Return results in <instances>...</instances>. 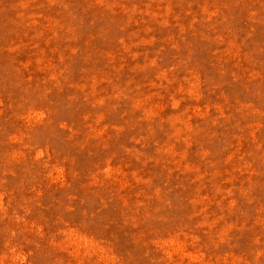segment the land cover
Wrapping results in <instances>:
<instances>
[{"label": "rangeland", "instance_id": "374dc122", "mask_svg": "<svg viewBox=\"0 0 264 264\" xmlns=\"http://www.w3.org/2000/svg\"><path fill=\"white\" fill-rule=\"evenodd\" d=\"M0 264H264V0H0Z\"/></svg>", "mask_w": 264, "mask_h": 264}]
</instances>
